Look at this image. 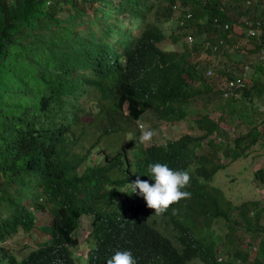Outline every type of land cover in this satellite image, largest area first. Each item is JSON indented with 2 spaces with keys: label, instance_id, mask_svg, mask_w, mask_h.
I'll use <instances>...</instances> for the list:
<instances>
[{
  "label": "trees",
  "instance_id": "16d2710c",
  "mask_svg": "<svg viewBox=\"0 0 264 264\" xmlns=\"http://www.w3.org/2000/svg\"><path fill=\"white\" fill-rule=\"evenodd\" d=\"M140 120L186 127L143 145ZM256 145L264 154V0H0V264H106L117 250L137 264H264V203L230 202L210 180ZM153 162L190 173V209L224 220L231 255L158 227L187 210L157 215L122 192L154 184ZM250 178L264 186V163ZM34 230L17 257L6 240Z\"/></svg>",
  "mask_w": 264,
  "mask_h": 264
},
{
  "label": "rangeland",
  "instance_id": "374dc122",
  "mask_svg": "<svg viewBox=\"0 0 264 264\" xmlns=\"http://www.w3.org/2000/svg\"><path fill=\"white\" fill-rule=\"evenodd\" d=\"M69 10L66 6L62 9L61 13H65ZM151 20V19H150ZM174 21H161L159 22L160 28L164 34L167 32H172L174 30ZM189 41L188 36H184L182 41ZM159 46L164 49H172L176 48L177 45L170 42L168 39H164L159 43ZM242 54V55H241ZM234 57H243L242 51L237 53H232ZM252 58V57H250ZM249 58V59H250ZM222 83L219 85L221 86ZM141 126L145 130L151 129L154 131L153 138H158L159 141H162L164 135L168 137H173L179 135L185 131L186 123L184 122H171V123H161L158 127H153V122L144 120L137 121V127L139 128V132L141 133ZM230 132V130L227 128ZM159 136V137H158ZM147 144V143H146ZM143 144V145H146ZM204 144L201 147H198L196 151L198 153L204 152ZM254 150L248 156H241L236 158L235 160L229 162L225 167H221L216 169L213 178L210 179L211 183L216 184L219 187L221 193L227 197L230 202L238 203L241 200L246 199H257L259 204L264 203V186L260 187L252 183L251 181V172L252 166L255 164L262 165L264 163V154L262 153L263 147L256 145ZM255 152L261 154L259 156L254 155ZM254 155V156H253ZM228 160V157L225 158ZM224 220H211L209 223V228L203 231V235L206 236L207 239H227L225 234L226 227L224 226L223 229L219 226V222ZM159 225L167 231V228H164L162 222ZM89 216L82 214L79 217V224L75 229V235L79 241L76 246H73L71 250L78 255L80 259L83 261L85 259V254L87 248L91 243V240L87 239L88 231H89ZM30 236L26 233H17L6 240V243L13 245V248H9L13 251L17 257L25 254L29 247H21V243L24 241H28L27 239H32L36 237L37 232L34 230ZM169 233V231H168ZM39 239H42L40 237ZM17 242V243H16ZM29 243V241L27 242ZM243 241L239 242V247L243 248L244 246ZM20 247V248H19ZM234 247H230V250H233ZM216 256H221L222 258L228 254V252L223 251V247L216 245L215 247ZM189 264H201L199 260L192 259L190 260Z\"/></svg>",
  "mask_w": 264,
  "mask_h": 264
},
{
  "label": "clouds",
  "instance_id": "9594fccd",
  "mask_svg": "<svg viewBox=\"0 0 264 264\" xmlns=\"http://www.w3.org/2000/svg\"><path fill=\"white\" fill-rule=\"evenodd\" d=\"M154 131L151 129L145 130L141 126V134L139 136V143L146 144L149 143L153 136ZM147 174L152 177L155 181L154 184H150L147 180H141L137 178L134 182L128 183V187L122 192L135 193L139 190V194L143 196L146 202V206L152 210L157 215L164 214L169 208H171V213H185V210L190 212L187 215H175V216H165L166 219L160 218V222L163 223L164 228H167L168 233L176 232L177 234H189L190 240H195L198 243H202L206 240V236L203 235V231L209 228L208 223V213L204 215H195L196 211L190 209L188 198L191 197V193L188 191L190 186L191 176L187 170H176L170 168L165 163L153 162L148 165ZM121 191V190H120ZM181 200V202H179ZM146 217V215H142ZM149 219L151 220L150 216ZM188 224L190 228L182 229V225ZM158 227H161L160 225ZM214 240L211 249L213 257L217 260L224 259L226 256L231 255L232 250L226 251L223 247V251L228 252L223 258L221 256H216L215 247L216 245L221 246L224 239H210ZM196 259L204 263L199 256L192 257L190 260ZM188 261V263L190 262ZM106 264H137L136 259L133 257L131 251L129 250H117L107 259Z\"/></svg>",
  "mask_w": 264,
  "mask_h": 264
},
{
  "label": "built area",
  "instance_id": "2783aa9c",
  "mask_svg": "<svg viewBox=\"0 0 264 264\" xmlns=\"http://www.w3.org/2000/svg\"><path fill=\"white\" fill-rule=\"evenodd\" d=\"M173 7H175V5L173 4ZM187 15H188V13H187ZM188 36V38L190 39V36L189 35H187ZM228 84H230V82H228Z\"/></svg>",
  "mask_w": 264,
  "mask_h": 264
}]
</instances>
